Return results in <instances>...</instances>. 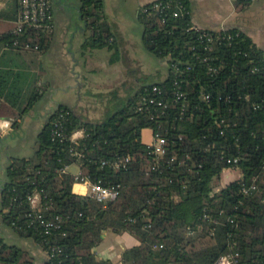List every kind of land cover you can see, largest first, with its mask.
I'll return each mask as SVG.
<instances>
[{
  "label": "trees",
  "instance_id": "obj_1",
  "mask_svg": "<svg viewBox=\"0 0 264 264\" xmlns=\"http://www.w3.org/2000/svg\"><path fill=\"white\" fill-rule=\"evenodd\" d=\"M153 1L168 7L154 10ZM250 1L234 4L242 8ZM102 8L103 0H81L80 13L91 31L84 47L111 46ZM138 20L143 46L167 62V77L130 89L123 102L96 122L59 104L38 130L32 155L14 156L5 168L2 221L46 253L43 264H113L96 252L105 230L137 239L122 251L124 264H214L222 255L232 256L234 264H264V51L236 28L196 29L189 0H151L140 7ZM206 31L214 40L201 37ZM2 38L11 48L43 54L53 31L27 27ZM25 44L29 47L23 48ZM173 64L183 70L178 78L187 99L182 104L170 96ZM209 66L215 69L212 74ZM40 77L41 71L0 64V119H8L13 129L45 93ZM151 84L168 93L164 113L136 109L143 87ZM55 120L60 136L52 137ZM146 127L166 137L164 159L176 157L169 168L147 172L151 157L141 140ZM80 129L83 136L72 141V133ZM234 156L237 162H227ZM126 157L125 166L108 164ZM74 163L93 181L119 185L107 209L90 195L73 191L72 172L59 174L64 164ZM234 169L239 171L236 179L214 186L215 178ZM253 183L255 189L242 191ZM34 190L40 194L43 218H58L48 233L28 215L27 195ZM0 264H34V257L0 237Z\"/></svg>",
  "mask_w": 264,
  "mask_h": 264
},
{
  "label": "crops",
  "instance_id": "obj_2",
  "mask_svg": "<svg viewBox=\"0 0 264 264\" xmlns=\"http://www.w3.org/2000/svg\"><path fill=\"white\" fill-rule=\"evenodd\" d=\"M149 1L151 0H132V3H130L131 14L135 17L141 42L142 26L139 23L138 14L140 7ZM189 2L191 10V20L195 27L216 31L230 28L239 29L249 35L255 42V44L264 51V0H251L248 5H245L242 8H237L235 6V0H189ZM17 5L18 0H0V64L5 67H13L15 69L25 70V67H22L21 65H18L13 61L12 58L16 56L20 57L21 60L29 64L28 67L30 69L27 68V71L31 70V73L35 74L41 71L42 74H45L42 71V65L37 64V66L32 67V63H34L36 59H40L41 56L46 52L50 51V49L54 45L58 44L62 53L67 57V69L70 70V78L66 80L63 79L62 83L59 84L60 87L56 86L53 89L54 95L51 96L49 102L45 101L44 107L48 108L50 105H56V103H59L68 105L73 109L72 105L68 103L67 100L62 98V96L58 97L57 94L61 89L69 97L73 95L71 94L72 92L78 90L80 85V78L82 76V71L78 72V69L82 67L84 71L95 74L98 70L99 65L96 63L97 60L94 57L98 52H101L104 55L103 58L106 60L107 65L105 66H107V71H109L111 67L116 66L113 54L119 51L116 45L117 41L115 28L109 21L106 0H103L102 10L104 20L108 24L112 33L110 38V48L107 46L102 48L84 47V42L87 40V37L89 38L91 33L89 36H86V29L89 28H87V24L80 13L81 0H77V2H75L74 4H72L70 0H52V13L54 21L53 41L49 49L45 53L39 55L33 51L11 48L6 44L5 39L2 38V35L12 32L15 27ZM254 5L258 6V11L260 13L258 19L255 22L249 23L245 15ZM55 10L60 15L58 17L59 20H56V17L54 15ZM57 23H59V25H57ZM166 69V74L160 81L164 80L167 77L168 67ZM41 80L42 78L38 79L39 85L42 84ZM108 83L107 88H109L108 90H110L111 88H113V86L119 84L118 78L116 77L114 78V80L111 79L108 81ZM91 84L96 87H101L99 82L94 81V78L91 79ZM144 84L147 83L135 84L131 89ZM74 101H76V99ZM73 110L75 111V109ZM78 115L80 114L78 113ZM23 120L24 115L18 118V121H20V125ZM42 125L43 123L41 120L37 125V128L40 129ZM13 130L14 129L11 127L10 121L8 119H0V142L4 136L9 135ZM32 153L30 155H32ZM73 165L76 164L74 163L69 166V171L72 173L78 171V165H76V170H72L71 167ZM4 170L5 168H3L0 172L2 173L4 172ZM73 191L77 194L83 195L86 192V188L80 184L73 183ZM10 231L11 232L8 231V235L11 237V240H13L12 244H16L22 248L28 249L34 257V264L44 263L46 253L40 247H38L33 240L22 238L18 236L13 230ZM101 237L102 240L96 247V252L100 257L110 259L113 264H124L121 261L122 251L125 248L131 247L138 243L137 239L129 233H115L110 230H105L103 232V236ZM16 242L21 245L25 244L24 246L26 247L21 246Z\"/></svg>",
  "mask_w": 264,
  "mask_h": 264
},
{
  "label": "rangeland",
  "instance_id": "obj_3",
  "mask_svg": "<svg viewBox=\"0 0 264 264\" xmlns=\"http://www.w3.org/2000/svg\"><path fill=\"white\" fill-rule=\"evenodd\" d=\"M70 2L74 4L77 0H70ZM106 3L109 21L114 26L116 32V45L119 51L113 54L116 66L111 67L107 71V66H105L107 65L106 60L103 58L104 55L98 52L96 56L99 57H94L97 60L96 63L99 65L97 72L92 74L91 72L84 71L82 67L79 68L78 72L82 71V76L78 90L72 92L71 94L73 95L69 97L61 89L57 94L58 97L62 96V98L67 100L82 118L94 122L106 118L115 109L116 105L126 99L129 90L135 84L158 82L166 74L167 70V62L157 59L142 45L135 17L131 14L130 3H132V0H106ZM259 13L258 6L254 5L246 13L245 17L249 23H253L258 19ZM54 15L56 20H59L58 17L60 15L56 10L54 11ZM86 33V36H89L91 33L90 29H86ZM12 59L18 65L25 67V70L29 68V64L21 60L20 57L15 56ZM37 64L42 65V71L45 73L42 74L41 72L42 76L40 78H42V83H45L46 91L32 108L24 114V120L21 125L1 139L0 171L6 168L13 156H26L33 152L36 134L39 129L37 125L41 121L39 113L41 112L42 104L45 101L49 102L51 96L54 95L53 89L56 86L60 87L59 84L62 83L63 79L70 78V70L67 69V57L62 53L58 44L42 55L40 59H36L32 63V67L37 66ZM28 72H31V70ZM116 77L119 84L108 90V81L114 80ZM92 78H94V81L99 82L101 87L93 86L91 84ZM116 88L118 92L114 93L113 90ZM75 99L76 101H74ZM141 140L144 143L152 140V131L149 127L142 129ZM71 168L72 170L77 169L76 165H73ZM238 175L239 171L237 169L224 171L222 176L214 179L213 184L216 188H219L221 185L236 179ZM4 176L5 172H0V181ZM10 230L12 229L2 221L0 212V236L6 242L13 243V240L8 235V231L11 232Z\"/></svg>",
  "mask_w": 264,
  "mask_h": 264
},
{
  "label": "built area",
  "instance_id": "obj_4",
  "mask_svg": "<svg viewBox=\"0 0 264 264\" xmlns=\"http://www.w3.org/2000/svg\"><path fill=\"white\" fill-rule=\"evenodd\" d=\"M168 7V3H162L161 1H153L152 8L154 10H163ZM143 11L147 9L142 8ZM173 15H177V12H173ZM33 27L39 28L45 31H53L54 29V21H53V13H52V0H18L17 5V16L15 20V27L13 29V33L15 35L21 33L24 28ZM195 27V26H194ZM197 29V27H195ZM201 37L206 41L210 42L214 40V36L206 31L201 34ZM14 45L17 44L15 40ZM29 47L28 44H25L23 48ZM210 49V47H208ZM189 69V67H187ZM215 71L213 67L208 68V73L212 74ZM173 74L175 75L174 81L172 83V88L170 89V96L175 103H184L187 99V93L182 88V79L178 78L182 76L183 70L176 65L173 64L172 69ZM168 94L163 90L161 86L158 84L145 85L143 87L142 92L139 95V99L137 102L136 109L137 110H145L148 112H153L160 110L162 113L166 112L169 107V102L165 95ZM205 99L210 97L209 94H205L203 96ZM60 122L59 120H55L52 122V130L51 136H60ZM152 131V140L150 142L145 143L147 147L146 156L151 157V162L147 165V172L160 170L161 166H165L167 168L170 167V162L176 160L175 156H172L170 160L165 161L164 157L167 154L168 149V141L164 135H162L159 131L150 128ZM222 133V131H221ZM83 136V130H76L72 133L70 139L72 141H76L78 138ZM76 156L80 155L78 152H74ZM129 160V157H126L124 160H117L112 162H107L110 166L114 168H118L120 166H125L126 162ZM238 157H229L227 158V162L235 163L237 162ZM183 161H179L178 164L181 165ZM262 164L264 166V159L262 160ZM68 164H64L59 169V174L69 172ZM74 183L80 184L86 188V192L83 195H90L94 198L98 203L102 204L103 209L108 208V202L117 198L119 194V185L107 184L103 185L100 180L93 181L88 176L83 175L81 171L72 173ZM256 188V184H252L250 186H244L242 191L244 193L249 192L252 189ZM27 200L30 204V212L29 216L32 217V221H37L43 228L44 232L48 233L49 229L57 227L56 220H46L43 218L40 210L38 209L40 206V194L37 191H32L27 195ZM214 264H234V260L230 255H222L220 256Z\"/></svg>",
  "mask_w": 264,
  "mask_h": 264
},
{
  "label": "flooded vegetation",
  "instance_id": "obj_5",
  "mask_svg": "<svg viewBox=\"0 0 264 264\" xmlns=\"http://www.w3.org/2000/svg\"><path fill=\"white\" fill-rule=\"evenodd\" d=\"M57 105L59 103H56V105H50L48 108L44 107L45 102L42 104V112L39 113V116L41 117L42 123H44L45 119L49 116V114L57 108Z\"/></svg>",
  "mask_w": 264,
  "mask_h": 264
},
{
  "label": "water",
  "instance_id": "obj_6",
  "mask_svg": "<svg viewBox=\"0 0 264 264\" xmlns=\"http://www.w3.org/2000/svg\"><path fill=\"white\" fill-rule=\"evenodd\" d=\"M58 106V105H57ZM104 232V231H103ZM103 232H102V234H101V236H103Z\"/></svg>",
  "mask_w": 264,
  "mask_h": 264
}]
</instances>
